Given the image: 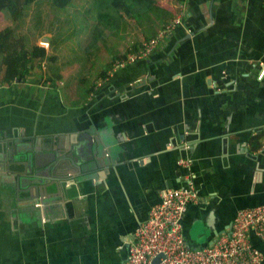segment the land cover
<instances>
[{"label":"crops","instance_id":"crops-1","mask_svg":"<svg viewBox=\"0 0 264 264\" xmlns=\"http://www.w3.org/2000/svg\"><path fill=\"white\" fill-rule=\"evenodd\" d=\"M169 5L180 24L92 93L75 88L80 64L63 48L58 83H42L43 69L0 84V264H125L171 189L200 197L182 219L195 249L264 208V0ZM31 175L44 177L42 198ZM249 239L264 263V241Z\"/></svg>","mask_w":264,"mask_h":264},{"label":"trees","instance_id":"trees-1","mask_svg":"<svg viewBox=\"0 0 264 264\" xmlns=\"http://www.w3.org/2000/svg\"><path fill=\"white\" fill-rule=\"evenodd\" d=\"M175 1L181 0H0L8 22L0 30V84L28 80L38 70H45L42 83H58L60 57L66 49L72 54L76 41L77 60L68 65L81 69L73 82L92 93L94 79L109 78L117 63L166 29L176 16L169 8ZM45 33L52 35L50 53L38 44ZM261 138L252 139L253 150L261 148Z\"/></svg>","mask_w":264,"mask_h":264},{"label":"built area","instance_id":"built-area-1","mask_svg":"<svg viewBox=\"0 0 264 264\" xmlns=\"http://www.w3.org/2000/svg\"><path fill=\"white\" fill-rule=\"evenodd\" d=\"M178 24L179 18L158 37L145 42L143 48L127 61L117 63L114 70L148 59ZM180 163L189 166L190 161ZM199 199L193 187L163 192L162 202L151 209L148 220L137 230L125 264H154L157 259V264H264L262 254L249 239V232L254 231L264 241L262 207L239 211L231 230L219 236L212 245L198 249L190 247L185 239L182 219L188 206Z\"/></svg>","mask_w":264,"mask_h":264},{"label":"water","instance_id":"water-1","mask_svg":"<svg viewBox=\"0 0 264 264\" xmlns=\"http://www.w3.org/2000/svg\"><path fill=\"white\" fill-rule=\"evenodd\" d=\"M50 40H51V37L49 36V35H46V36H44L42 39H41V44H43V45H49L50 44ZM184 141V140H183ZM11 148H12V146H11ZM13 149H14V156L15 157H17V158H29V160H31L32 159V161H33V158H32V156L28 153V151H26V150H20V149H18V144H13ZM186 151V150H185ZM187 152V151H186ZM262 152H264V147L262 148ZM187 154V153H186ZM246 154L250 157V156H252V154L251 153H249V151L248 150H246ZM93 170H95V168L93 169ZM31 178H29V189H31V190H37V192H38V195L35 197L36 199H38V198H42L43 197V191L46 189V185H43V181H44V177L43 176H39V175H31L30 176ZM41 192H42V194H41ZM237 214H238V212L235 214V218H234V220L236 219V217H237ZM233 225V224H232ZM232 225H231V227H229L228 229H230L231 230V228H232ZM229 230V231H230ZM130 247V246H129ZM128 247V248H129ZM157 262H158V259L154 262V264H157Z\"/></svg>","mask_w":264,"mask_h":264},{"label":"rangeland","instance_id":"rangeland-1","mask_svg":"<svg viewBox=\"0 0 264 264\" xmlns=\"http://www.w3.org/2000/svg\"><path fill=\"white\" fill-rule=\"evenodd\" d=\"M0 30H2L5 26H7L8 25V22H7V19H6V17L3 15V14H1L0 13ZM85 33H86V30H85ZM81 43V42H80ZM72 44V46H73V50H75V48H76V46H77V43H76V41H75V43H71ZM44 46V45H43ZM47 46V45H46ZM75 53V52H74ZM71 58L73 59V62H75L76 60H77V54H73V52H72V54H71ZM72 62V63H73ZM71 63V64H72Z\"/></svg>","mask_w":264,"mask_h":264}]
</instances>
